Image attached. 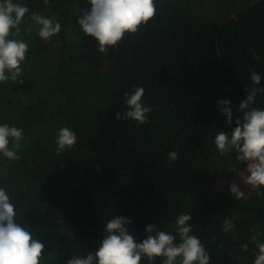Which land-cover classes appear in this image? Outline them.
<instances>
[{
	"label": "trees",
	"instance_id": "obj_1",
	"mask_svg": "<svg viewBox=\"0 0 264 264\" xmlns=\"http://www.w3.org/2000/svg\"><path fill=\"white\" fill-rule=\"evenodd\" d=\"M14 2L61 25L46 41L26 16L18 37L29 43L18 77L24 83L0 84V124L24 137L20 160L0 155V187L17 222L45 245L41 264L95 253L116 215L131 221L129 234L142 242L148 225L175 235L181 213L192 216L210 264H253L251 237L264 242V188L236 200L230 180L246 165L234 151L220 155L214 140L242 118L244 89L264 88V0H156L154 19L104 53L77 23L87 0ZM252 71L260 85L252 84ZM137 87L153 109L139 126L115 115L127 110L125 94ZM220 100L230 101L231 125ZM252 107L264 110V93ZM61 127L74 131L77 143L57 155ZM172 151L175 161L167 158ZM217 186L225 192L214 194ZM226 218L234 223L229 232Z\"/></svg>",
	"mask_w": 264,
	"mask_h": 264
},
{
	"label": "clouds",
	"instance_id": "obj_2",
	"mask_svg": "<svg viewBox=\"0 0 264 264\" xmlns=\"http://www.w3.org/2000/svg\"><path fill=\"white\" fill-rule=\"evenodd\" d=\"M90 8L83 11L77 23L85 36L95 39L98 52L104 53L123 41L126 34H136L141 26H146L156 15V0H87ZM45 7L49 0H43ZM38 26L37 35L43 40H50L61 31L60 23L30 9L14 0H0V84L22 85L23 63L27 59L29 43L19 39L20 25L24 18ZM253 85H260L261 75L251 72ZM144 88L137 87L125 94L127 110L117 112L116 119H131L137 126L148 123L150 106H144L142 97ZM245 99L239 104L242 118L235 120V128L230 132H217L214 144L220 155L237 153L235 159L246 165L244 172L238 173L245 186L253 189L264 188V110L252 107L258 93H264L262 87L244 89ZM218 109L226 117V123H233L230 101H217ZM24 139L23 130L7 123L0 124V155L9 161L20 160L17 154ZM57 155L73 148L77 136L68 127H61L56 137ZM169 161H175L178 153L168 154ZM236 172L237 170H233ZM230 192L236 200L245 198V191L236 183L230 185ZM16 206L11 201L7 190L0 187V264H41L45 245L33 238L29 228L16 220ZM192 216L181 213L175 219V235L158 229L155 225L145 228L147 238L142 242L129 234L130 220L116 215L108 220L104 235L95 253L85 256L72 255L66 264H141L146 258L152 264L162 258L161 264H210V254L201 240L193 234L190 225ZM234 227L232 219H225L223 231L229 232ZM256 232V228L252 229ZM177 236L179 242H177ZM257 253L253 264H264V242L252 236ZM247 251L248 244L242 245Z\"/></svg>",
	"mask_w": 264,
	"mask_h": 264
},
{
	"label": "rangeland",
	"instance_id": "obj_3",
	"mask_svg": "<svg viewBox=\"0 0 264 264\" xmlns=\"http://www.w3.org/2000/svg\"><path fill=\"white\" fill-rule=\"evenodd\" d=\"M244 170H245V168L242 171H240V172H244ZM230 181H231V184L232 183H236L242 190L245 191L246 195H248V194H250V193H252L253 191L256 190V189L251 188L250 186H245L243 184V182L241 181L239 174L235 175ZM224 192L225 191H223V188L222 187H218V186L214 190V194H221V193H224Z\"/></svg>",
	"mask_w": 264,
	"mask_h": 264
}]
</instances>
